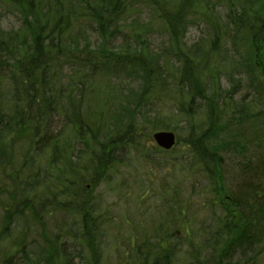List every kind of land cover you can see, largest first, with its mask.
<instances>
[{"label":"trees","instance_id":"16d2710c","mask_svg":"<svg viewBox=\"0 0 264 264\" xmlns=\"http://www.w3.org/2000/svg\"><path fill=\"white\" fill-rule=\"evenodd\" d=\"M3 12L18 24L0 23V217L9 228L21 212L52 231L48 248L21 243L18 261L11 254L2 264H107L110 215L97 210L87 185L124 181L121 172L132 155L147 169L151 148L134 138L174 130L176 110L184 121L189 170L219 195L224 219L226 213L238 216V230L220 217L218 230L204 241L195 237L184 221L187 201L169 195L165 215L172 214L179 235L165 226L161 212L160 219L140 220L123 239L122 263L241 264L260 252L264 55L253 41L264 46V0H239L222 21L209 0H0V19ZM196 14L204 16L209 34L187 45ZM153 34L163 41L160 49L152 46ZM165 104L169 112L160 117ZM249 119L256 124L255 147L248 151L249 144L231 134L240 158L238 181L227 189L218 169V154L228 146L224 133ZM175 136L174 146L155 151L179 146ZM6 166L13 170L9 178ZM154 171L145 176L151 179ZM145 193H133V201ZM76 213L82 214L78 221ZM93 236L89 257L84 244Z\"/></svg>","mask_w":264,"mask_h":264},{"label":"rangeland","instance_id":"374dc122","mask_svg":"<svg viewBox=\"0 0 264 264\" xmlns=\"http://www.w3.org/2000/svg\"><path fill=\"white\" fill-rule=\"evenodd\" d=\"M238 1L239 0H209V4L211 10L216 12L217 17L222 21L225 19L227 8L230 5L235 7ZM1 14L0 23L3 28H11L18 24L16 17L11 13L3 12ZM192 14L189 16L190 19ZM203 17L204 16L196 14L193 18L194 20L189 24L184 37L187 45L207 38L209 27L205 20H200ZM162 42L159 34H153L151 43L154 48L157 47L160 49L162 47ZM253 45L256 51L264 55L263 45L259 42L257 43V40L253 41ZM174 65L176 64L171 60L168 67L172 69ZM221 84L223 86L227 85L224 78L221 79ZM165 105L167 110L161 111L159 113L160 117L163 115L166 116L169 112V104ZM175 117V129L172 131L175 135H179L181 143L168 153L162 154L155 151L158 145L152 136L154 131L134 138L136 143L151 148L149 150V156L147 157V162L149 164L147 169L155 170L151 175V179L145 176L147 169L140 165L142 164L140 159L132 155L129 160H126L128 166L121 172L122 174H127L124 181H116L109 185L99 184L95 186V189H91V185H87L90 192L93 194L95 192V199H97L99 205L97 210H104L110 215L109 219L113 228V237L111 238L112 242L110 241L109 248L106 249L107 264H123L121 255L123 252H126V248L123 247V239L127 235L128 230L133 226L137 227L138 222H151L158 218L160 219L161 214H163L165 226L170 230L173 229L174 232L172 234L179 235L180 226H177L178 223L174 221L172 214L168 218L165 215L168 211L167 206L172 203V199L169 195H172V197L173 194L175 196L178 195V197L182 199L180 201L183 203H185V200L187 201L185 203L186 213L184 221L195 237L198 235L204 241L206 237L220 228L218 219L220 217L223 218L225 214L222 213L220 209L221 205H219L217 200L219 199V195H216L217 193L208 186L209 182L202 179L200 174H193L189 170L191 166H189L188 156L182 146V139L186 135L185 129L183 128L184 121L177 113V110L175 111ZM255 126L254 120L249 119L242 121L239 125L233 124L226 128L224 136L226 138L225 140L228 141V146H225V149L218 154L220 165L218 169L222 176V182L227 189H231L236 184L238 167L235 161L240 158L238 157L239 154H237L240 148L230 142L231 134L235 132L238 137H242L245 143L249 144L250 149L248 151H252L255 147ZM31 127V121H27L25 128L26 132L30 131ZM159 161H162L163 164H158ZM131 166H133V168ZM134 167L138 169H134ZM4 171L6 177L9 178L10 174L8 171L13 170L10 169V166H6ZM128 171L130 174H128ZM1 175H3V172H1ZM122 183L125 187L118 190L116 186ZM142 191L146 192V196L137 201H133V193ZM163 192H165L164 194L170 193L166 195L167 199L164 197ZM128 193H130V196H128ZM11 210L12 206L10 208V211ZM159 212H161V214H159ZM226 216L225 219L223 218L224 222H220L222 224L226 223L232 232L235 233L239 226L238 216L235 213H226ZM81 217L82 214L76 213L77 221ZM50 220L51 217L49 216L48 223H50ZM159 223H163L162 219L159 220ZM10 224V227L7 228L8 222L5 224V222H2V217H0V264L11 254L13 258L18 261L20 258L19 248L21 243L28 244V246L32 243L34 249L35 246H42V242L47 244L48 238L50 239L51 237L52 230L45 224H39L38 219L34 216H26L24 213L19 212L18 218L14 217ZM89 225L90 223L87 224L88 227ZM94 240V236L87 238V242L84 244L86 251L90 253L89 257L95 250ZM116 240L118 241L117 243ZM197 241L200 243L199 239H197ZM48 247L49 245L47 244L46 248ZM205 252H209V250ZM129 261L133 260L129 258ZM241 264H264V246L262 245V249L260 252H257L255 256L252 258L250 257L246 262Z\"/></svg>","mask_w":264,"mask_h":264},{"label":"water","instance_id":"95a60500","mask_svg":"<svg viewBox=\"0 0 264 264\" xmlns=\"http://www.w3.org/2000/svg\"><path fill=\"white\" fill-rule=\"evenodd\" d=\"M152 136L156 144L163 149H170L176 142L175 133L171 130H156Z\"/></svg>","mask_w":264,"mask_h":264}]
</instances>
